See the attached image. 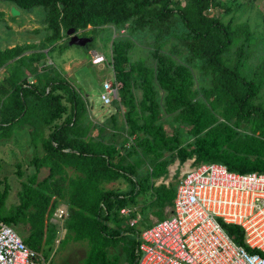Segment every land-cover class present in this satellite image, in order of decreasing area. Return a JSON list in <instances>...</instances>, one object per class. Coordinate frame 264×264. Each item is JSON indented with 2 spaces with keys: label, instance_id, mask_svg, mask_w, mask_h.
I'll return each instance as SVG.
<instances>
[{
  "label": "trees",
  "instance_id": "obj_1",
  "mask_svg": "<svg viewBox=\"0 0 264 264\" xmlns=\"http://www.w3.org/2000/svg\"><path fill=\"white\" fill-rule=\"evenodd\" d=\"M0 2L10 4L22 13L31 12L35 8L45 11V34L37 46L41 50H48V46L62 40L69 29L77 32L88 27L96 29L108 25L122 29L127 25L129 33L141 31L153 35L157 46L153 55L157 61L155 68L146 66L142 60L131 61V40L112 42L110 64L115 81L120 84L118 102L125 110V123L130 135L135 137L133 146L149 147L150 138L159 140L163 147L176 141L175 138H166L163 129L155 124L159 107L155 99V81L165 94L162 100L165 112L178 113L177 118L191 127L197 147L198 163L195 161L194 165L215 162L225 165L229 171L241 174L264 173L261 152L264 145V108L253 103L264 84V62L253 75H245L240 71L247 58L243 45L252 40L249 26L246 23L235 26L223 24L218 18L209 17L206 14L209 8L221 6L217 0H187L183 7L178 8L172 7V0ZM173 17L180 25L179 30L170 26ZM1 25L7 28L4 13L0 11ZM170 31H177L174 33L175 38L182 41L191 60L202 62L203 72L211 71L212 88L205 92V98L212 99L209 107L205 106V102L198 101L189 68L158 54L162 46L158 44L159 40ZM240 41L242 43L234 53L236 63L230 68L226 65L225 54L230 52L233 44ZM67 46L69 45L59 50ZM34 48L35 45L22 44L0 50V70L14 62L10 75L5 80L6 89L10 92L0 104V139L10 138L16 130L26 132L31 145L39 143L44 152L40 158L33 157L34 167L37 172L41 168L47 169V176L41 182H36V176L30 179L31 185L35 183L37 188L26 186L20 204L10 214L1 213L7 189L0 192V223L14 227L15 230L27 223L29 235L23 241L29 249L38 253L44 242L45 221L52 216L60 200L64 199L68 204V217L64 222L67 231L72 233L71 239L75 242H87L89 245L83 264H116L107 261L106 250L121 239L125 241L127 264H137L138 234L133 239L126 240L123 232L115 228L109 229L107 222L112 215L119 214L128 199L143 190L146 178L137 181L134 178L136 165H124V158L114 161V156L118 153L116 147L106 146L101 137L92 138L89 135L91 128L85 122V100L59 73L49 75V72L50 78L46 76L43 86H40L42 80L37 76L39 73L36 65L46 59V53L33 56L23 54ZM18 70L32 74L36 82H30L26 78L21 80ZM136 90L141 91L140 98H136ZM59 91L67 94L69 114L65 117L63 115L66 108L62 104L61 95L57 93ZM220 106L223 109L219 115L223 120H235L237 126L240 123L247 124L251 133L245 138L244 148L235 147L236 152H222L214 156L211 151L217 150L222 143H229L232 137L227 131L225 138L220 140L218 130L224 124L218 123L214 113ZM112 120L115 122L114 117ZM213 124L216 126L212 127ZM45 131H49L47 137ZM175 148L177 147H172ZM186 156L187 152L180 148L178 159L183 162ZM67 168H73L80 176L67 177ZM18 176L21 174L18 173ZM117 179H123L133 186L128 195L101 188L103 183ZM225 229L234 241L243 245L240 228L225 226ZM246 249L254 252L248 247Z\"/></svg>",
  "mask_w": 264,
  "mask_h": 264
},
{
  "label": "rangeland",
  "instance_id": "obj_2",
  "mask_svg": "<svg viewBox=\"0 0 264 264\" xmlns=\"http://www.w3.org/2000/svg\"><path fill=\"white\" fill-rule=\"evenodd\" d=\"M186 1L172 0V7H183ZM217 1L221 6L209 8L206 11L209 17L218 18L223 24L230 23L232 26H235L246 23L249 26L252 40L249 44L243 45L247 58L243 61L244 67L240 71L245 75L247 73L253 75L264 62V0ZM10 7V4L0 2V11L4 13V20L7 26V28L2 25L0 26V50L16 45L32 44L36 48L26 51L23 53L24 56H33L41 52L47 53L49 59L46 57L43 62L36 65L37 72L39 73L37 76L42 80L40 86H43L46 76L55 72L59 73L62 79L79 91L85 100V122L91 128L89 135L92 138L101 137L100 139L106 146L113 145L116 147L118 153L114 156V161L124 158V165H136L134 178L137 181H142L146 178L143 190L131 199H128L126 205L119 211V214L116 216L112 215V218L107 222L109 229L115 228L119 232H123L126 240L133 239L154 218L158 220L165 218L163 215L171 207L178 179L184 170L191 165V162L195 163L196 161L198 163L196 155L197 147H195V137L191 134V127L177 118L178 113L167 114L165 112L162 101L165 94L160 90L155 81V99L159 106L155 124L163 129V132L167 136L166 138H175L176 141L169 142L167 147H163L159 140L155 141L150 138L151 145L149 147L142 148L141 146L140 148H135V137L130 135V130L125 123L123 117L125 110L118 102V88L120 84L116 83L112 66H109L112 42L120 39L131 40L133 43L129 53L131 61L142 60L146 66L155 68L157 61L153 55L157 46L154 36L141 31L135 32V34L129 33L127 25L122 29H117L115 26L110 25L96 29L88 27L85 30H78L76 32L79 38L89 39L90 42L86 43L84 47L73 45L59 50L69 43V36L66 34L62 40L48 46V50H41L37 46H39L45 34V11L42 8H35L31 12H21L19 17L12 18L9 15ZM172 21V24H170L171 28L179 30L180 25L174 17ZM35 31H38V33L35 34ZM176 32L170 31L168 35L159 40L158 44L162 46L159 48L158 54L169 57L176 64H183L189 68L193 76V90L197 93L198 101L205 102V106L209 107L212 99H206L205 92L212 88V73L211 71L203 72L201 70L202 62L190 59L188 51L182 46V41L175 38L174 33ZM241 43L242 41L233 44L230 52L225 54V58L227 59L226 65L230 68H233L236 63L234 53ZM52 49L53 51L50 52ZM95 52L105 57L104 63H92L93 53ZM13 63L10 62L7 67L0 70V104L6 94L10 92V90L6 89L7 83L5 80L10 75ZM65 64H69L73 68L67 69ZM64 65L65 67L63 68ZM49 72L50 74L48 75ZM18 75L21 80L26 78L30 82L36 81L32 74L23 72L22 70H18ZM112 81L117 85L116 95L110 105L103 106L99 99L102 84ZM1 82H3V85ZM134 92L136 98L141 97L140 90ZM57 93L61 95L62 104L66 108V112L63 115L65 117L69 114L67 94L63 91ZM253 103L264 108V84L261 86ZM222 109L220 106L214 111L217 115L218 123L224 124L218 130L220 140H223L228 132L232 137L229 143H222L218 146L217 150L211 151V154L214 156L222 152H236V148H244L245 138L247 135L250 136L251 133L247 124L240 123L237 126L235 125V120H223L219 115ZM112 117L115 118V122H113ZM0 120H2L1 113ZM215 126L216 124L212 125V127ZM48 134L49 131H45V137ZM11 137L12 134L8 139H0V192L4 191L5 188L7 189L6 200L1 209L2 215L15 211L14 209L21 202L20 199L26 186L37 188L35 183L31 185L29 182L33 176H36V182H41L47 176L45 168H41L37 172L33 165V157L37 156L40 158L44 154L40 144L38 143L34 146L30 143V146L25 149L23 148L19 153L13 154L15 152V143L13 142L15 139L13 140ZM174 146L177 148L172 149ZM130 148L133 149L130 150ZM180 148H183L187 152V156L183 162L177 157ZM38 151L40 154H38ZM261 152L264 159V145L261 148ZM246 155H249V153ZM18 173L21 176H18ZM66 176L70 178L80 176V174L76 173L73 168H67ZM101 188L105 191L128 195L132 191L133 186L123 179H117L109 183H103ZM59 204H67V201L64 199L60 200ZM123 209L128 210V215L121 213ZM138 216L140 219L137 224L132 228L129 227L130 222ZM27 227L26 223V225L16 228V232L23 240H26L29 235ZM130 230L134 232L132 233ZM44 232V242L38 253L46 264L84 263L89 245L87 242L73 241L71 239L72 233L67 231L65 222L55 221L51 216L45 221ZM124 242V239H121L116 244L107 248L106 258L108 262L127 264V250L125 249Z\"/></svg>",
  "mask_w": 264,
  "mask_h": 264
},
{
  "label": "built area",
  "instance_id": "obj_3",
  "mask_svg": "<svg viewBox=\"0 0 264 264\" xmlns=\"http://www.w3.org/2000/svg\"><path fill=\"white\" fill-rule=\"evenodd\" d=\"M105 62L93 54L92 63ZM117 92L114 81L104 82L103 106ZM178 179L171 208L138 235L137 264H264V173H237L221 163L193 164ZM128 215V210L121 211ZM68 210L55 209L52 218L64 222ZM137 220L130 222L134 227ZM225 226L242 232L243 245ZM246 247L254 252H249ZM0 264H46L29 249L14 227L0 223Z\"/></svg>",
  "mask_w": 264,
  "mask_h": 264
},
{
  "label": "crops",
  "instance_id": "obj_4",
  "mask_svg": "<svg viewBox=\"0 0 264 264\" xmlns=\"http://www.w3.org/2000/svg\"><path fill=\"white\" fill-rule=\"evenodd\" d=\"M46 57H47V59H49V57H48V54L46 53ZM66 65V68L67 69H69V68H73V66H71V65H69V64H65ZM65 65L63 66V68L65 67ZM68 65V66H67ZM70 66V67H69ZM114 74V73H113ZM35 79V78H34ZM114 79H115V77H114ZM36 82V81H35ZM2 83V82H1ZM6 98V97H5ZM5 98H3V101L5 100ZM2 101V102H3ZM28 134L26 133V132H22V131H18V130H16V131H13V133H12V139L14 140L15 139V141H13L14 143H15V152L13 153V154H16V153H19L23 148L25 149L26 147H28V146H30V139H29V137L27 136ZM38 154H40L39 153V151H38ZM42 157V156H41ZM34 165V164H33ZM47 170V169H46ZM172 205V204H171ZM63 207H65V208H67V205L66 204H64L63 205ZM170 208L171 207H169V210H170ZM169 212V211H168ZM168 212L165 214L164 213V215L163 216H166L167 214H168ZM140 219V217L138 216L135 220H137V222H138V220ZM156 220H158L157 218L155 219H153L152 221H151V223L148 225V226H150L153 222H155ZM137 224V223H136ZM147 227V226H146ZM146 227H144L143 229H145ZM142 229V230H143Z\"/></svg>",
  "mask_w": 264,
  "mask_h": 264
},
{
  "label": "water",
  "instance_id": "obj_5",
  "mask_svg": "<svg viewBox=\"0 0 264 264\" xmlns=\"http://www.w3.org/2000/svg\"><path fill=\"white\" fill-rule=\"evenodd\" d=\"M20 14L21 12L16 7L14 6L10 7L9 10L10 17L16 18L19 17ZM66 34L67 36H69V43H68L69 46L74 45V46L84 47L86 43H89V39L79 38L74 29H69Z\"/></svg>",
  "mask_w": 264,
  "mask_h": 264
},
{
  "label": "clouds",
  "instance_id": "obj_6",
  "mask_svg": "<svg viewBox=\"0 0 264 264\" xmlns=\"http://www.w3.org/2000/svg\"><path fill=\"white\" fill-rule=\"evenodd\" d=\"M95 53H97V52H95ZM93 54H94V53H93ZM101 55H102V54H101ZM102 56H103V55H102ZM104 58H105V57H104ZM110 63H111V61H110ZM110 63H109V64H110ZM109 66H111V64H110ZM99 96H100V95H99ZM111 103H112V102H111ZM59 206H63V205L59 204L57 207H59ZM57 207H56V208H57ZM56 208H55V209H56ZM67 210H68V209H67ZM54 211H55V210H54ZM53 213H54V212H53ZM52 215H53V214H52Z\"/></svg>",
  "mask_w": 264,
  "mask_h": 264
}]
</instances>
